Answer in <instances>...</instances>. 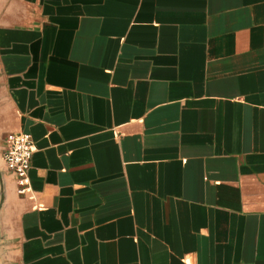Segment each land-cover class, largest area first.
<instances>
[{
  "label": "crops",
  "instance_id": "1",
  "mask_svg": "<svg viewBox=\"0 0 264 264\" xmlns=\"http://www.w3.org/2000/svg\"><path fill=\"white\" fill-rule=\"evenodd\" d=\"M0 264H264V0H0Z\"/></svg>",
  "mask_w": 264,
  "mask_h": 264
},
{
  "label": "built area",
  "instance_id": "2",
  "mask_svg": "<svg viewBox=\"0 0 264 264\" xmlns=\"http://www.w3.org/2000/svg\"><path fill=\"white\" fill-rule=\"evenodd\" d=\"M35 149L30 133H10L6 137L2 157L6 167L16 175L18 192L22 196L32 191L30 169Z\"/></svg>",
  "mask_w": 264,
  "mask_h": 264
}]
</instances>
